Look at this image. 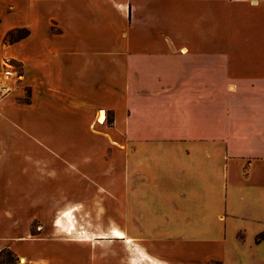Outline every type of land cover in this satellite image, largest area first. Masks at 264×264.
<instances>
[{
    "label": "crops",
    "instance_id": "0c3cea01",
    "mask_svg": "<svg viewBox=\"0 0 264 264\" xmlns=\"http://www.w3.org/2000/svg\"><path fill=\"white\" fill-rule=\"evenodd\" d=\"M5 61L21 72L0 99L9 264H264V0H0ZM96 194L136 249L14 237Z\"/></svg>",
    "mask_w": 264,
    "mask_h": 264
},
{
    "label": "rangeland",
    "instance_id": "374dc122",
    "mask_svg": "<svg viewBox=\"0 0 264 264\" xmlns=\"http://www.w3.org/2000/svg\"><path fill=\"white\" fill-rule=\"evenodd\" d=\"M16 34L14 33L12 39L16 38ZM11 66L20 74L21 80V72L20 68L11 61H5L2 63L1 67H9ZM18 81V82H19ZM17 82V83H18ZM15 89V86L10 90L6 95L12 92ZM6 95H0V99H3ZM25 97V95H24ZM108 121H111V116L108 115ZM29 167V166H28ZM19 178H24V180L30 181L36 178V173H31L29 175L19 176ZM38 181V180H34ZM48 191V190H46ZM102 192V190H100ZM44 204H48L51 207H60L64 205L66 201H73L78 199L77 194H68V195H60L56 192H47L45 195L38 196ZM111 196L106 194V209L103 208V204L101 203V199L103 198L102 194H96L94 196V203L87 207V204L84 205L82 202L79 205H75L72 210L68 211H55V212H44L45 216L42 219H34L31 221L30 225H25V230L23 228L14 229L13 235L14 237H23L21 234L25 232V238L29 237H42L47 235H69L75 236L80 239H85L87 242L83 243V245L88 246L89 250H104V251H120V250H133L135 248L134 243H124L123 241H117L116 239H111V231L116 228L120 229L116 224L118 221V212L117 206L108 203L109 198ZM16 199L21 202H27L32 196L29 195H18L15 196ZM92 199V197H90ZM85 200V198H84ZM29 205V204H28ZM28 205H22L23 207H27ZM116 207V208H115ZM67 214L63 216V214ZM51 216V217H50ZM60 219L59 226L56 225L57 220ZM125 230V228H122ZM131 229L133 233L136 231L135 228H127ZM125 233V232H123ZM113 240V241H112ZM24 242V241H23ZM86 257V254H85ZM145 261V260H143ZM19 262V257L15 256L12 251L3 250L0 252V264H9ZM79 264H86V259L84 261L82 258L79 260Z\"/></svg>",
    "mask_w": 264,
    "mask_h": 264
},
{
    "label": "built area",
    "instance_id": "2783aa9c",
    "mask_svg": "<svg viewBox=\"0 0 264 264\" xmlns=\"http://www.w3.org/2000/svg\"><path fill=\"white\" fill-rule=\"evenodd\" d=\"M20 74L9 67H0V95H6L17 84Z\"/></svg>",
    "mask_w": 264,
    "mask_h": 264
},
{
    "label": "trees",
    "instance_id": "16d2710c",
    "mask_svg": "<svg viewBox=\"0 0 264 264\" xmlns=\"http://www.w3.org/2000/svg\"><path fill=\"white\" fill-rule=\"evenodd\" d=\"M16 38L12 39V36L14 33H9L6 37L5 40L8 42H12L13 40H18L21 39L23 37H25L27 35V31L26 30H18L16 31ZM256 241L260 242V241H264V231L262 233H260L257 237H256Z\"/></svg>",
    "mask_w": 264,
    "mask_h": 264
},
{
    "label": "bare ground",
    "instance_id": "6f19581e",
    "mask_svg": "<svg viewBox=\"0 0 264 264\" xmlns=\"http://www.w3.org/2000/svg\"><path fill=\"white\" fill-rule=\"evenodd\" d=\"M104 120H105V113L102 112V113H100L98 122L100 123V122H103ZM113 234L118 235V236L123 235V233H121L119 230H114Z\"/></svg>",
    "mask_w": 264,
    "mask_h": 264
},
{
    "label": "water",
    "instance_id": "95a60500",
    "mask_svg": "<svg viewBox=\"0 0 264 264\" xmlns=\"http://www.w3.org/2000/svg\"><path fill=\"white\" fill-rule=\"evenodd\" d=\"M253 1L255 2L256 0H253ZM20 261H22V259Z\"/></svg>",
    "mask_w": 264,
    "mask_h": 264
}]
</instances>
